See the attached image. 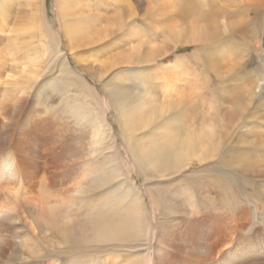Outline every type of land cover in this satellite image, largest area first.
Here are the masks:
<instances>
[{"label": "bare ground", "instance_id": "6f19581e", "mask_svg": "<svg viewBox=\"0 0 264 264\" xmlns=\"http://www.w3.org/2000/svg\"><path fill=\"white\" fill-rule=\"evenodd\" d=\"M44 1L0 0V264H264V0Z\"/></svg>", "mask_w": 264, "mask_h": 264}, {"label": "rangeland", "instance_id": "374dc122", "mask_svg": "<svg viewBox=\"0 0 264 264\" xmlns=\"http://www.w3.org/2000/svg\"><path fill=\"white\" fill-rule=\"evenodd\" d=\"M53 4H54V0H45L44 1L45 17L47 19H49L52 22L54 28L57 29L58 28V24H57L56 18L54 17L55 14H54V12L52 10ZM61 46H62V49H65V44L62 43ZM261 50L264 52V47H262ZM72 58H73V56L72 57L71 56L68 57V60H67L68 63L71 64V67H72V69H73V71L75 73L81 74L82 73L81 64L79 62H75ZM252 61H253L252 65L253 66H257L258 61H257L256 57ZM81 76H85V78L89 81V83L91 85H96L95 82L93 81V79L88 74H85V75L82 74ZM111 113L113 114V111L112 112L109 111V115H108L107 118L109 119V121L112 124V126H115L114 121H112V117L113 116H112ZM129 174L133 178L134 182L136 184H138L142 188V185H143L144 182L142 181V177L138 174V172L137 171L136 172L131 171V173H129ZM204 174H207V175H204ZM207 179H210V181H211L209 187L211 189H215L216 190V192L212 196V198L214 200H218V201L219 200L227 201V205L228 206H229V204L233 205V201H230V202L228 201V198H227V195H226V191L224 189V188H227L228 185H226V182L222 181L221 175H220V177L218 179L213 180V179H211V173H208V171L200 170L189 181L184 182L183 185L186 186V185L192 184L194 187L197 188V193H200V189H201L202 183L204 181H207ZM177 181H178V179L175 180V182H177ZM171 184H175V183L172 181ZM204 187H206V186H204ZM240 191L242 193V189ZM145 198L147 199L146 195H145ZM246 200L247 199H244L243 194H239V199H238V203L239 204L245 202ZM172 222L174 224H176L178 222V220H173ZM118 250L119 249L114 248V247H112L111 245L108 244L106 249H105V251H104L105 254H106L104 256H107V258H109L108 255H115V254L122 255L123 253L122 252L118 253ZM44 264H47V263L45 262Z\"/></svg>", "mask_w": 264, "mask_h": 264}]
</instances>
